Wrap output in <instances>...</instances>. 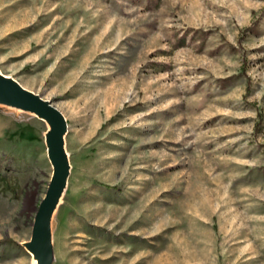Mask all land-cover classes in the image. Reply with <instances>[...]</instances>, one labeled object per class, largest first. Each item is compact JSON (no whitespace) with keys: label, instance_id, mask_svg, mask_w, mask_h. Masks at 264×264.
Listing matches in <instances>:
<instances>
[{"label":"rangeland","instance_id":"obj_1","mask_svg":"<svg viewBox=\"0 0 264 264\" xmlns=\"http://www.w3.org/2000/svg\"><path fill=\"white\" fill-rule=\"evenodd\" d=\"M0 73L63 118L51 264H264V0H0ZM49 126L0 105V264H38Z\"/></svg>","mask_w":264,"mask_h":264},{"label":"water","instance_id":"obj_2","mask_svg":"<svg viewBox=\"0 0 264 264\" xmlns=\"http://www.w3.org/2000/svg\"><path fill=\"white\" fill-rule=\"evenodd\" d=\"M0 105L31 113L49 126L47 141L50 154L57 162V169L50 189L42 200L35 217L33 236L39 251L38 264H51L50 220L60 198L64 178L68 171L67 156L63 149L65 123L50 103L42 101L38 96L24 91L2 78H0Z\"/></svg>","mask_w":264,"mask_h":264},{"label":"bare ground","instance_id":"obj_3","mask_svg":"<svg viewBox=\"0 0 264 264\" xmlns=\"http://www.w3.org/2000/svg\"><path fill=\"white\" fill-rule=\"evenodd\" d=\"M0 78H2L3 80H5V81H7V82H9V83H12V81H10L9 80V78L7 77V76H5V75H3V74H1L0 73ZM13 84H15V83H13ZM16 86H18L19 88H21V89H23L24 91H27V90H25L24 88H22L21 86H19V85H17V84H15ZM28 92V91H27ZM30 93V92H29ZM32 94V93H31Z\"/></svg>","mask_w":264,"mask_h":264}]
</instances>
